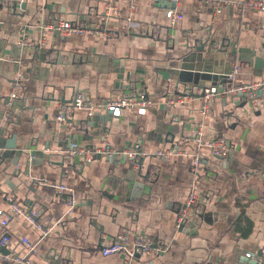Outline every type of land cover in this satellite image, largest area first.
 <instances>
[{"label":"crops","instance_id":"1","mask_svg":"<svg viewBox=\"0 0 264 264\" xmlns=\"http://www.w3.org/2000/svg\"><path fill=\"white\" fill-rule=\"evenodd\" d=\"M132 1L0 0L3 144L17 136L16 151L0 150V210L9 219L7 227L0 223V240L11 236L0 244V264L28 253L24 238L36 264H254L264 257V91L259 108L245 97L217 96L206 120L201 99L202 87L223 85L219 73L229 64L240 68L236 83L264 79V13L243 17L231 4L246 0H213L227 3L214 22V7L200 0H134V10ZM174 8L184 14L175 27L166 16ZM58 21L101 33L63 36L48 28ZM18 72L23 88L11 100ZM171 84L188 103L168 107ZM78 92L96 105L144 93L153 107L145 115L127 107L116 117L100 106L92 117L79 109L58 124L59 109ZM201 124L207 142L224 138L232 149L218 158L205 148L195 175L191 157ZM74 141L110 143L115 151L140 143L148 156L140 163L124 156L85 162L70 157ZM193 181L199 207L180 231L178 215ZM54 183L75 191L71 211ZM13 205L38 216L31 222L13 213ZM205 212L219 213L221 221L201 222ZM239 220L237 230L232 224ZM126 231L147 236L157 251L133 259L103 255V246Z\"/></svg>","mask_w":264,"mask_h":264},{"label":"built area","instance_id":"2","mask_svg":"<svg viewBox=\"0 0 264 264\" xmlns=\"http://www.w3.org/2000/svg\"><path fill=\"white\" fill-rule=\"evenodd\" d=\"M45 1V0H42ZM154 3H162L163 0H152ZM175 2V5L182 3L185 0H171ZM206 4H210L214 7V22L217 21L218 16L223 12L224 7L227 3L222 1H213V0H200ZM132 3V9H135L134 0ZM230 4V3H228ZM238 8L242 16H246L249 12H259L264 13V0H246L243 2H239L236 4H231ZM113 8L112 6L110 7ZM166 16L169 20L171 26H178L180 22L184 20V14L179 8H174L166 11ZM107 19V18H106ZM126 21L128 23H132V17L128 16ZM48 28L52 30H56L63 36H70L72 34L79 35H96L101 32L90 29L89 27H83L68 21H58L53 23ZM208 44L211 42L208 41ZM22 46H28L30 44L26 39L21 42ZM240 74L239 66L232 67V71L228 74V83L225 85V92L221 94L225 97H245L249 99V103L252 104L254 108L260 107L259 93L264 91V79L254 82V83H236L237 77ZM176 87V86H175ZM175 87L171 84L169 87V91L167 93L168 100L167 105L170 108L177 107L181 104L188 103V99L183 97L182 95L175 93ZM23 88V75L21 72H18L16 75L15 81L12 84L11 91V100H15L19 97L20 90ZM204 96L201 98L203 101L202 104V115L206 120L209 115V110L211 106L212 100L219 96L218 90L216 87H209L203 90ZM104 107L108 111L112 112V116H120L121 112L124 108L132 107L137 110L138 115H145L149 109L153 107V102L146 97L144 93H137L131 99H118L111 100L104 105H96L91 101V99L84 92H78L75 95V102L69 103L61 107L55 117V120L58 124L64 123L66 120L73 117V114L76 110L84 109L88 112L89 117H92L97 110V108ZM195 149L192 153V172L196 175L202 169V154L205 148H209L212 155L215 157L225 158L231 153L232 146L231 144L224 138H218L215 141L207 142L205 140L204 135V124H201L197 130L195 135ZM70 157L76 158L81 157L85 160V162H91L97 156H104L108 158H112L113 156H124L129 158L130 160L137 163L142 158L147 157L148 153L142 149L140 143L133 145L132 147L125 149L123 151H115L113 147H111L110 143H105L102 146L98 147H88L81 146L78 144H72L71 149L69 150ZM160 155V154H159ZM51 187L56 189L61 193L67 194L66 205L69 207V211H71L76 205V194L73 188L64 185L54 183L51 184ZM199 194H198V186L195 181L190 183V187L188 190L187 198L184 204L181 207L180 213L177 219L178 228L181 225H184L189 220V215L192 210L197 209L199 207ZM12 212L25 216L29 221L33 222V218L38 216L36 211H32L30 215H27L25 210L19 205H13ZM5 215L3 210H0V223L2 226L7 227L9 224V219ZM36 227L38 230H43L42 225L37 224ZM45 235V234H44ZM11 242V236L9 234H4V236L0 240V244L5 246ZM23 244L28 250L27 254H12L7 258L9 264H36L29 257L30 251L33 250L32 243L24 238L22 239ZM155 250L152 241L145 235L136 233L131 234L130 232H121L111 243H108L103 246L102 253L105 256L113 255V254H124L127 259H133L136 256H149L154 254ZM47 264H55V263H47ZM56 264H69L67 262H59ZM255 264H264V257H260L256 260Z\"/></svg>","mask_w":264,"mask_h":264},{"label":"water","instance_id":"3","mask_svg":"<svg viewBox=\"0 0 264 264\" xmlns=\"http://www.w3.org/2000/svg\"><path fill=\"white\" fill-rule=\"evenodd\" d=\"M173 5H175V2L174 1H173ZM207 45L210 46L211 49H214L215 50V47L213 46L212 43L211 44H207ZM204 47H205V45L202 47L203 50H204ZM223 47H224V49H228L229 48L228 45H224ZM229 67L230 68L228 70H226V71H224L222 73H219V78L224 80V83H222L223 85H220L219 87H217V90H218V93H219V96L220 97H223L221 94H223L225 92V85L228 83V74H230L231 71H232L231 64H229ZM168 72L171 73V74H174V75H179V71L176 70V68H174V67H169ZM120 78L121 79L123 78L122 74H120ZM206 88L207 87H202L203 90H205ZM201 96L203 97L204 96V93H202ZM223 99H224V101H227V97H225ZM74 102H75V97H74L73 101H71V103H74ZM109 113L112 115V112L111 111H109ZM4 133H5V131L2 130V129H0V150H7L8 149V150H15L16 151L17 150V143H16L17 142V136L16 135H13L12 138L9 139L7 141V143L4 145L3 144V142H4V140H3ZM72 144H77V142L74 141V142L71 143V145ZM71 145H70L69 150L71 149ZM17 152L20 155L22 154L21 151H17ZM116 156L117 155L113 156L112 158H114ZM99 157H101V156H99ZM218 158H221V157H218ZM112 160H114V159H112ZM140 161H138L137 163H140ZM219 216H220V214L217 213V212H205V213H203V214H201L199 216V219L201 220V222H203V223H205L207 225L212 226L216 221H221V218ZM185 228H186L185 225H181V227L179 228V230L180 231H185ZM186 232H188V231L186 230ZM138 256H140V255H138Z\"/></svg>","mask_w":264,"mask_h":264},{"label":"trees","instance_id":"4","mask_svg":"<svg viewBox=\"0 0 264 264\" xmlns=\"http://www.w3.org/2000/svg\"><path fill=\"white\" fill-rule=\"evenodd\" d=\"M244 221H246L247 223L249 222L247 219H244ZM239 223H233L232 226L235 227L237 230H240L241 228V224H240V220L238 221ZM245 222V223H246ZM250 232L244 233V236H248Z\"/></svg>","mask_w":264,"mask_h":264}]
</instances>
